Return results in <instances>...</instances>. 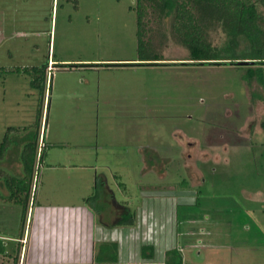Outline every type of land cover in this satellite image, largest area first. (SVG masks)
I'll use <instances>...</instances> for the list:
<instances>
[{"label":"rangeland","instance_id":"obj_1","mask_svg":"<svg viewBox=\"0 0 264 264\" xmlns=\"http://www.w3.org/2000/svg\"><path fill=\"white\" fill-rule=\"evenodd\" d=\"M136 2L0 0V146L10 126L21 128L11 136L17 144L42 122V139L47 130L46 143L66 144L64 153L116 144L111 153L127 158L126 145L134 156L138 144L169 147L195 138L209 158L198 162L204 183L177 186L164 201L135 199L134 207L145 201L141 213L148 215L147 207L156 202L160 210L166 201L175 245L191 264H264V78L255 74L259 67L264 74V65L195 64L174 13L149 18L141 46ZM200 21L203 42L227 50L222 24ZM34 68H47L45 104L31 86ZM108 170L135 177L134 166ZM170 179L180 181L176 173ZM196 250L202 262L192 261Z\"/></svg>","mask_w":264,"mask_h":264},{"label":"crops","instance_id":"obj_2","mask_svg":"<svg viewBox=\"0 0 264 264\" xmlns=\"http://www.w3.org/2000/svg\"><path fill=\"white\" fill-rule=\"evenodd\" d=\"M44 114L43 110L42 120ZM41 126L36 130L40 139L26 219L21 206L0 198V264H191V257L175 245L172 211L167 218V208L163 207L166 201L160 202V210L154 206L156 202L153 208L147 207L148 215L141 213L145 201L137 208L134 202L142 197L164 201L177 186L184 190L199 188L204 179L198 162L209 158L198 140L188 138L169 147L156 142L138 144L132 147L134 156L130 155L131 145H126V158L111 153L116 144H91L74 149L76 153H64L66 144L55 140L46 143V130L41 157L43 122ZM9 129L12 136L22 133L16 126ZM258 132L255 130L254 135ZM191 139L198 147L192 149ZM21 140L12 142L0 160L7 175H22L25 143ZM192 150L202 152V157ZM114 166H134L135 177L126 180L121 173L109 174V167ZM172 173L180 177L178 184L170 179ZM133 186L140 192L133 191ZM8 194V186L0 178V195ZM25 237L28 242L24 249L20 240ZM196 251L192 261L202 262L201 251Z\"/></svg>","mask_w":264,"mask_h":264},{"label":"trees","instance_id":"obj_3","mask_svg":"<svg viewBox=\"0 0 264 264\" xmlns=\"http://www.w3.org/2000/svg\"><path fill=\"white\" fill-rule=\"evenodd\" d=\"M190 5L195 6V11L189 9ZM135 9L138 13V35L141 46L145 37L144 32L147 30L146 25L150 27L149 18L162 21L174 13V20H176L174 28L181 42L190 50L189 60H193L195 64L225 65L236 64L235 60H255L254 64L264 65V14L261 10L264 9V0H137ZM196 12L199 18H204L211 23L217 20L222 24L229 37L227 50H217L203 42L204 30L201 24L203 21L200 20L204 19H199ZM140 60L158 59L143 57ZM46 69L34 68L32 71L31 86L39 89L42 95L47 92ZM255 74L263 83V67L257 68ZM36 130L37 128L30 130L21 140L25 143L22 153V175H7L0 166V178L4 179L9 189L8 196L0 195V198L4 202L21 206L24 219H26L31 200L38 156L40 135ZM11 132L12 129H9L1 144L0 160L13 142Z\"/></svg>","mask_w":264,"mask_h":264},{"label":"water","instance_id":"obj_4","mask_svg":"<svg viewBox=\"0 0 264 264\" xmlns=\"http://www.w3.org/2000/svg\"><path fill=\"white\" fill-rule=\"evenodd\" d=\"M255 62H256L255 60H239V61H237L238 66L253 65Z\"/></svg>","mask_w":264,"mask_h":264},{"label":"built area","instance_id":"obj_5","mask_svg":"<svg viewBox=\"0 0 264 264\" xmlns=\"http://www.w3.org/2000/svg\"><path fill=\"white\" fill-rule=\"evenodd\" d=\"M43 146H44V144H43V139H41V141H40V149H39V151H40L39 156H41ZM34 188H35V187H34ZM20 242L24 245V249H25V245L27 244L28 239L25 237L24 239L20 240ZM24 249H23V250H24Z\"/></svg>","mask_w":264,"mask_h":264}]
</instances>
